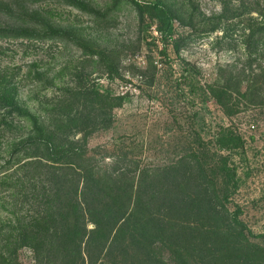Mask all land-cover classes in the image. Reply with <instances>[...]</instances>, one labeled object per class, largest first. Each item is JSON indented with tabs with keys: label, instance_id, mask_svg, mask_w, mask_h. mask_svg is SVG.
<instances>
[{
	"label": "trees",
	"instance_id": "obj_1",
	"mask_svg": "<svg viewBox=\"0 0 264 264\" xmlns=\"http://www.w3.org/2000/svg\"><path fill=\"white\" fill-rule=\"evenodd\" d=\"M216 1L221 10L212 18L213 29L224 23L228 32L227 21L238 19L241 37L253 49L250 55H264V0ZM111 2L113 8L132 4L145 36L150 26L145 18L156 25L158 54L171 69L169 49L176 56L183 49L181 38H175L176 23L185 26L191 15L185 17L182 6L166 0ZM43 3L50 0H0V16L11 19L0 20V41L63 39L52 30ZM28 4L37 9L29 11ZM177 66L175 83L200 103L213 100L226 117L239 112L238 97L264 104V77L249 66L210 84H201L199 70L189 62L180 59ZM14 78L9 67L0 69V109L24 117L33 129L12 144L0 165V264H21L22 249L32 252L34 264H264V235L247 229L238 206L231 212L226 207L238 179L224 153L244 145L232 129L219 128L212 141L195 133L185 152L163 167L142 168L124 152L108 165L87 148V139L112 126V112L123 105L124 96L100 93L83 78L75 109L73 104L57 109L46 125L20 109ZM5 118L0 133L12 137L18 123ZM76 134L81 137L73 140Z\"/></svg>",
	"mask_w": 264,
	"mask_h": 264
},
{
	"label": "rangeland",
	"instance_id": "obj_2",
	"mask_svg": "<svg viewBox=\"0 0 264 264\" xmlns=\"http://www.w3.org/2000/svg\"><path fill=\"white\" fill-rule=\"evenodd\" d=\"M166 1L182 6L185 17H192L185 26L176 23L175 38H181L183 49L179 56L169 49L171 69L158 54L161 44L156 25L145 18L144 23L150 25L145 36L136 8L130 3L113 8L111 0L43 3L42 9L50 10L52 30L64 38L39 43L0 41V69L14 71L20 109L46 125L57 109L67 104L75 109L83 78L100 93L124 96L123 105L112 112V126L87 139V148L100 153L104 164L110 165L114 155L124 152L142 168L163 167L185 152L195 133L212 141L219 128L232 129L244 145L224 153L238 179V188L226 207L231 212L238 206L247 229L253 235H264V104H249L238 97L239 112L226 117L213 100L200 103L187 87L175 83L180 59L199 70L201 84L215 83L228 72L238 75L247 66L263 78L264 55H250L253 49L248 50L245 37H241L238 19L227 21L228 32H224V23L213 29L212 18L221 10L216 0ZM27 6L29 11L37 9L36 5ZM0 20L11 21L3 15ZM245 87L243 82L240 88L243 91ZM3 116L6 121H17L18 132L12 137L0 133V165L8 158L12 144L24 141L33 129L17 113L8 116L7 110L0 109V121ZM73 137L77 140L81 135ZM19 157L24 158L22 154ZM18 257L21 264H34L29 249H22Z\"/></svg>",
	"mask_w": 264,
	"mask_h": 264
}]
</instances>
